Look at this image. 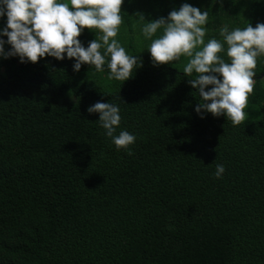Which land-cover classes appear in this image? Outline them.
Masks as SVG:
<instances>
[{
    "label": "trees",
    "instance_id": "obj_1",
    "mask_svg": "<svg viewBox=\"0 0 264 264\" xmlns=\"http://www.w3.org/2000/svg\"><path fill=\"white\" fill-rule=\"evenodd\" d=\"M184 2L122 5L150 20ZM187 2L209 11L206 41L264 22V0ZM130 54L143 64L124 82L75 72V58L0 59V264H264V57L250 94L260 115L234 126L197 114L183 67ZM98 100L120 105L130 152L87 111Z\"/></svg>",
    "mask_w": 264,
    "mask_h": 264
},
{
    "label": "clouds",
    "instance_id": "obj_2",
    "mask_svg": "<svg viewBox=\"0 0 264 264\" xmlns=\"http://www.w3.org/2000/svg\"><path fill=\"white\" fill-rule=\"evenodd\" d=\"M123 3L124 0H0V19L6 17V23L0 26V59L19 57L21 62L35 63L45 56L75 58V72L87 64L96 72L107 69L109 80L124 82L142 66L143 59L130 54L118 39ZM135 15L144 22L141 35L151 41L146 49L154 66L179 61L182 56L188 58L183 73L199 94L195 111L201 118L208 113L224 116L234 126L246 120L245 108L256 82L255 69L258 59L264 57V22H257L255 27L250 22L246 27L234 28L224 24L219 29L222 39L212 36L206 41L209 11L187 0L167 16L146 20L142 12ZM85 28L97 30L95 36H99L88 41L87 46L79 39ZM225 43L227 60L220 55L225 52ZM6 44L10 45L7 49ZM79 100L75 97L77 104ZM87 111L99 113L104 135L111 138L117 150L131 151L136 135L123 128L117 132L122 120L119 104L98 100ZM225 170L223 163H217L214 175L222 178Z\"/></svg>",
    "mask_w": 264,
    "mask_h": 264
},
{
    "label": "rangeland",
    "instance_id": "obj_3",
    "mask_svg": "<svg viewBox=\"0 0 264 264\" xmlns=\"http://www.w3.org/2000/svg\"><path fill=\"white\" fill-rule=\"evenodd\" d=\"M136 3H138V1ZM121 8H122L121 15L123 17V23L120 26V32L118 34V39L121 41V43L123 44V46L126 48V50L129 53L147 52L148 50L146 48L151 43V41L143 39L141 32L139 30L142 25L141 22L138 20V17L135 14L132 16L131 12L129 14L127 13L128 16H124L123 5L121 6ZM132 18H133V21L131 23ZM131 24L133 28L130 30ZM85 31L87 34H90V40L95 39V38L99 39L98 35L95 36V32L97 30L90 31L89 29L85 28ZM159 34L160 33H158L157 35ZM187 59H188L187 57L182 56L179 61H175L167 65L172 66L176 69H179L180 67L184 66V64L187 62ZM248 99H249V103L247 107L245 108V112L248 113V115L245 121L256 119L260 115L258 106L254 104L253 102H251L253 101V98L251 97L250 94H249Z\"/></svg>",
    "mask_w": 264,
    "mask_h": 264
}]
</instances>
